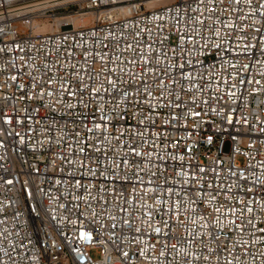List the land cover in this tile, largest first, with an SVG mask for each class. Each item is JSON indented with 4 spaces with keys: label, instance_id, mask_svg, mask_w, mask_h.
I'll list each match as a JSON object with an SVG mask.
<instances>
[{
    "label": "built area",
    "instance_id": "obj_1",
    "mask_svg": "<svg viewBox=\"0 0 264 264\" xmlns=\"http://www.w3.org/2000/svg\"><path fill=\"white\" fill-rule=\"evenodd\" d=\"M0 264H264V0H0Z\"/></svg>",
    "mask_w": 264,
    "mask_h": 264
},
{
    "label": "rangeland",
    "instance_id": "obj_2",
    "mask_svg": "<svg viewBox=\"0 0 264 264\" xmlns=\"http://www.w3.org/2000/svg\"><path fill=\"white\" fill-rule=\"evenodd\" d=\"M134 1H139V2L143 3V5L145 7H147L148 6L147 2L149 0H134ZM134 1H132V2H134ZM169 1H171V0H160V1H156L155 4L159 7V6L166 4ZM77 8H78L77 5H73V4H65V5H62L60 7L53 8L50 11H48V13L43 16V19L39 20L37 23L40 24L41 30L52 31V29L61 25L63 20L66 19L68 15L77 14ZM80 16L85 17L87 15H85V16L79 15L77 17V20H80L82 18ZM64 17H66V18H64ZM36 21H37V18H36Z\"/></svg>",
    "mask_w": 264,
    "mask_h": 264
},
{
    "label": "bare ground",
    "instance_id": "obj_3",
    "mask_svg": "<svg viewBox=\"0 0 264 264\" xmlns=\"http://www.w3.org/2000/svg\"><path fill=\"white\" fill-rule=\"evenodd\" d=\"M123 1H134V0H123ZM156 1H160V0H149L147 2L148 6L145 7V8L146 9H155V8H157L158 6L155 4ZM79 15L80 14H70V15L67 16V18L64 17L66 19L63 20V22L61 23V25H59V27H61V28L70 27L72 24H74L75 26L90 25L93 22L94 15L92 13L84 14V16L85 15H87V16H85V17L80 16L82 18L80 20H77V17ZM55 29L56 28H54L52 30H55Z\"/></svg>",
    "mask_w": 264,
    "mask_h": 264
}]
</instances>
